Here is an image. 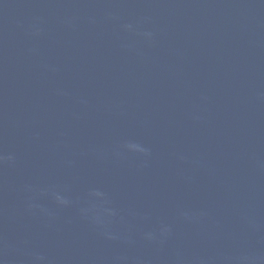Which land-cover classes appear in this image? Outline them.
Here are the masks:
<instances>
[{
  "label": "water",
  "instance_id": "water-1",
  "mask_svg": "<svg viewBox=\"0 0 264 264\" xmlns=\"http://www.w3.org/2000/svg\"><path fill=\"white\" fill-rule=\"evenodd\" d=\"M0 264H264V0H0Z\"/></svg>",
  "mask_w": 264,
  "mask_h": 264
}]
</instances>
